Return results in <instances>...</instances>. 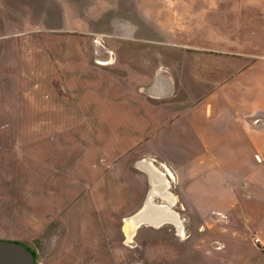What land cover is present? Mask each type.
I'll use <instances>...</instances> for the list:
<instances>
[{"label": "rangeland", "instance_id": "374dc122", "mask_svg": "<svg viewBox=\"0 0 264 264\" xmlns=\"http://www.w3.org/2000/svg\"><path fill=\"white\" fill-rule=\"evenodd\" d=\"M243 3L0 0V240L30 247L36 264L246 259L254 235L238 251L218 207L199 202L228 173L191 155L197 141L170 138L184 127L176 113L209 93L196 80L211 62L200 54L245 49L223 18ZM146 165L169 183L182 234L142 225L128 239L125 221L150 195L169 204Z\"/></svg>", "mask_w": 264, "mask_h": 264}, {"label": "crops", "instance_id": "0c3cea01", "mask_svg": "<svg viewBox=\"0 0 264 264\" xmlns=\"http://www.w3.org/2000/svg\"><path fill=\"white\" fill-rule=\"evenodd\" d=\"M222 7H214L213 11L221 13L225 11ZM228 12L223 18L230 29L229 43H242L245 49L200 54L211 62H207L208 72H199L196 80L207 86L209 93L195 107L181 108L176 113L183 119L178 124L184 127L172 132L170 138L197 141V146L188 148L191 155H197L198 161L203 156V166L210 160L208 155H212L213 163L210 164L215 175L228 173V185L213 184L200 195L202 200L199 202L209 199L218 207L222 217L219 218L229 223L223 225L226 233L221 235L234 240L235 248L241 251V244L250 242V236L264 242V0H247V3L230 7ZM158 82L165 86L161 88L164 92L174 93L170 91V77H162ZM195 112L199 115L197 120L193 115ZM205 140L214 141L208 151ZM151 177L153 181L155 179L153 195L162 196L170 206L174 204L176 197L167 191L169 183L163 178L159 181L152 173ZM158 187L163 188L164 194ZM208 190L213 191L211 198L206 194ZM159 212L149 213L154 218L160 214L166 221L172 217L169 212ZM130 219H126V225ZM138 228L134 225L129 233L124 226L128 239L134 237ZM179 229L182 230L183 225ZM215 264H264V255L262 248L254 243L246 250V259Z\"/></svg>", "mask_w": 264, "mask_h": 264}, {"label": "water", "instance_id": "95a60500", "mask_svg": "<svg viewBox=\"0 0 264 264\" xmlns=\"http://www.w3.org/2000/svg\"><path fill=\"white\" fill-rule=\"evenodd\" d=\"M150 206L153 210L157 211H168L172 213V208L169 204L157 205L152 201L151 195L146 201L144 207L135 214L134 218L136 224L140 227L142 225H150L155 227V225H165L171 223L156 222L152 220L149 213ZM172 210V211H171ZM0 264H36V258L32 251L28 247L20 242L11 240H0Z\"/></svg>", "mask_w": 264, "mask_h": 264}, {"label": "bare ground", "instance_id": "6f19581e", "mask_svg": "<svg viewBox=\"0 0 264 264\" xmlns=\"http://www.w3.org/2000/svg\"><path fill=\"white\" fill-rule=\"evenodd\" d=\"M148 168L150 169V171H151V173L157 178V179H159V181H160V175L151 167V166H149L148 165ZM154 181H155V179H154ZM153 181V183H154V185H155V182ZM158 186H160V185H158ZM159 190H161L162 191V194H164V190H163V188H161V187H158V191ZM171 201V200H170ZM155 204V203H154ZM158 205V204H157ZM173 210V209H172ZM171 210V211H172ZM150 211H157V210H153V208L150 206V208H149V212ZM162 212H168V211H161V212H159V213H162ZM150 215H152V214H150ZM170 215L172 216V217H170L167 221L164 219V217L162 216V215H160V214H158L155 218L153 217V216H150L151 218H152V220H156V222H163L164 221V223H175L176 225H178V227H181V222L179 221V215L175 212V211H172V213H170ZM134 225H136V226H138L137 224H136V221H135V218H134V216L130 219V220H128L127 221V225H126V230L127 231H129V233H132L131 231H132V229H133V226ZM166 225V224H165ZM156 227H161V226H164L163 224L162 225H155ZM139 227V226H138ZM180 231H182V230H180ZM130 235V234H129Z\"/></svg>", "mask_w": 264, "mask_h": 264}, {"label": "built area", "instance_id": "2783aa9c", "mask_svg": "<svg viewBox=\"0 0 264 264\" xmlns=\"http://www.w3.org/2000/svg\"><path fill=\"white\" fill-rule=\"evenodd\" d=\"M254 242L256 245L260 246L262 248L263 251V255H264V242L262 239H260L259 237H255L254 238Z\"/></svg>", "mask_w": 264, "mask_h": 264}, {"label": "trees", "instance_id": "16d2710c", "mask_svg": "<svg viewBox=\"0 0 264 264\" xmlns=\"http://www.w3.org/2000/svg\"><path fill=\"white\" fill-rule=\"evenodd\" d=\"M28 247V246H27ZM28 249L30 250V251H32L33 252V250H31V248L30 247H28ZM33 254H34V256H35V258H37V255H36V253L35 252H33ZM37 263V262H36Z\"/></svg>", "mask_w": 264, "mask_h": 264}]
</instances>
